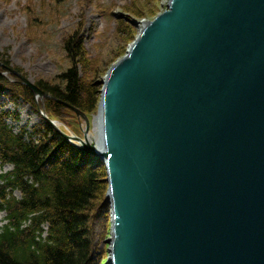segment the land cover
<instances>
[{"label":"water","instance_id":"water-1","mask_svg":"<svg viewBox=\"0 0 264 264\" xmlns=\"http://www.w3.org/2000/svg\"><path fill=\"white\" fill-rule=\"evenodd\" d=\"M108 71L107 264H264V0H169Z\"/></svg>","mask_w":264,"mask_h":264},{"label":"trees","instance_id":"trees-1","mask_svg":"<svg viewBox=\"0 0 264 264\" xmlns=\"http://www.w3.org/2000/svg\"><path fill=\"white\" fill-rule=\"evenodd\" d=\"M130 12L135 13L133 7ZM125 31L127 35L128 28ZM65 47L76 64L81 63L80 69L75 66L63 74L64 88L36 85L55 99L47 102L57 110L69 105L90 114L98 92L96 84L85 79L90 68L82 36L72 37ZM5 55L0 54V61L9 65ZM0 82L7 80L0 75ZM13 87L12 94L18 95ZM25 92L31 102L34 94L28 88ZM6 118L0 115V164L14 169L0 175V209L8 221L0 229V264H97L92 261L93 225L104 206L100 204L107 186L102 181L107 177L104 167L99 171L87 167L85 158L51 127L27 136L25 130L18 134L10 130Z\"/></svg>","mask_w":264,"mask_h":264},{"label":"rangeland","instance_id":"rangeland-1","mask_svg":"<svg viewBox=\"0 0 264 264\" xmlns=\"http://www.w3.org/2000/svg\"><path fill=\"white\" fill-rule=\"evenodd\" d=\"M167 2L168 0H0V54H6L9 66L30 82H44L64 88L63 74L75 66L78 69L81 67V63L76 64L73 55L67 51L66 42L72 37L75 40L78 35L82 36L90 68L89 79H85L95 83L98 92L94 110L87 114L91 123L99 116L103 90L101 82L104 81L105 74L121 51L139 35L140 26L154 20L166 10ZM131 7L135 13L130 12ZM127 28L128 33L125 35ZM3 73L8 85L15 84L18 92V95L10 92L0 94V111H12L19 117L17 122L9 119L14 132L20 133L24 128L30 133L43 132L41 125L49 120L59 122L63 129L68 128L83 138L86 124L74 112L67 108L57 110L44 98H33L29 102L22 82L8 72ZM1 89L4 90L0 87ZM95 161L96 159L88 163V166L99 171L103 166ZM11 170L12 167L9 166L0 167V173ZM104 170L107 174V169ZM106 180L107 177L102 181ZM108 187L107 183L106 190ZM103 201L104 197L100 202L104 207H100L93 225L97 264H106L109 258L111 205L103 204ZM5 216L0 211V226Z\"/></svg>","mask_w":264,"mask_h":264},{"label":"bare ground","instance_id":"bare-ground-1","mask_svg":"<svg viewBox=\"0 0 264 264\" xmlns=\"http://www.w3.org/2000/svg\"><path fill=\"white\" fill-rule=\"evenodd\" d=\"M169 3V0H168V2H167V4ZM167 9V8H166ZM162 13V12H161ZM160 13V14H161ZM159 14V15H160ZM147 23L148 22H146L143 26H140V31H139V34H140V32L143 30V28H144V26L145 25H147ZM1 62V61H0ZM2 63V62H1ZM0 63V75L6 80L7 78L5 77V73H3V72H8V73H10V74H12L14 77H16L17 75H21L18 71H16V70H14L13 68H11L9 65H6V64H4V63H2L1 64ZM102 85V84H101ZM8 86H10V85H8V82L7 83H5V82H0V87H2V88H4V90H0V94L1 93H3V92H9L8 91ZM8 87V88H7ZM7 88V89H6ZM33 94H34V92H33V90H30ZM3 94H5V93H3ZM7 95V94H6ZM67 106V109H71L72 108V106H69V105H66ZM41 114V113H40ZM5 115H6V117H8L9 116V111H7L6 113H5ZM48 122L47 123H44V125L45 124H48V125H51L52 127H54L55 129H58V130H60V131H62V130H64L60 125H59V122H57V121H49V120H47ZM99 125V121H98V119H97V122H96V130H97V126ZM42 126V125H41ZM25 129V128H24ZM34 133H36V132H32V134H34ZM51 140V139H50ZM52 141V140H51ZM93 161H87V162H85V163H92ZM14 166L12 165V168H13ZM87 167H89V166H87ZM90 168V167H89ZM94 168V167H93ZM106 196L107 195H105L104 196V201H103V204H106L107 202H106ZM103 206V205H102ZM104 207V206H103ZM111 207V206H110ZM110 248V247H109ZM95 256L96 255H94V254H92V261H94V262H96V260H95ZM110 260V255H109V258H108V260H107V262ZM107 262H105L106 264H107ZM99 263V262H98Z\"/></svg>","mask_w":264,"mask_h":264}]
</instances>
